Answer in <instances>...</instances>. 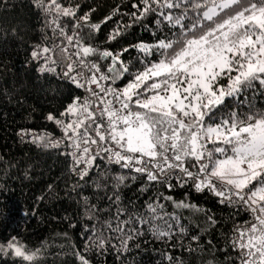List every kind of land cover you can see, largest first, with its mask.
<instances>
[{"label": "snow or ice", "instance_id": "snow-or-ice-1", "mask_svg": "<svg viewBox=\"0 0 264 264\" xmlns=\"http://www.w3.org/2000/svg\"><path fill=\"white\" fill-rule=\"evenodd\" d=\"M34 3L45 16H52L46 26L54 34L58 32L69 45L75 40L80 47V52L69 53L61 45L37 46L31 53L34 60L43 59L41 72H54L55 67L49 65L62 66L63 75L90 94L91 99L85 97L81 101L77 97L60 114L76 116L71 122L65 123L53 114L47 116L62 127L64 137L70 141L73 151L68 155L75 165L72 170L78 171L83 179L103 153L109 163L146 176L149 182L164 183L171 188L169 180L175 176L183 183L191 180L197 191L210 189L221 198V203L242 204L251 219L233 227L228 244L237 253L236 264H264V111L249 105L247 113L230 112L214 124L205 121V116L223 105L226 97L239 95L257 84L264 89V0H139L133 5L140 11L137 19L158 13L173 27L179 26V32L173 34L174 39L153 45L161 56L159 61L136 72L119 90L101 85L100 81L115 77L103 74L98 63L84 59L93 55L111 58L108 72H113L119 63L122 72L118 71L117 76H120L129 69L119 54L83 45L85 37L76 31L81 28L99 31L101 24L111 20L119 9L96 24L90 22V13L77 16L79 5L65 7L60 0H34ZM163 9L182 11L174 15ZM189 11L195 12V18L185 24ZM65 17L73 20L72 35L62 22ZM120 34L117 28L108 39L114 40ZM136 47L150 53L147 45ZM85 70L92 74L87 75ZM88 85H96L99 91ZM32 142L56 148L62 140L33 136ZM81 164L85 167L79 168ZM113 179L114 187H118L126 177L118 174ZM116 200L119 201V196ZM174 203L177 208H195L183 201ZM147 209V216L133 214L118 219L115 226L111 219L100 228L94 226V239L85 249L93 246L105 249L112 239L104 235L107 230L119 240V246L112 247L126 252L129 241L143 235L142 229L135 225H149V231L158 239L171 238L173 226L165 217L175 219L174 214L164 211V205L159 203H149ZM89 211L90 218L94 217L95 206ZM126 212L125 208H117V218ZM208 219L215 223L211 217ZM156 221H163L167 227ZM184 231L180 227V232ZM9 250L24 261H34L41 255V249L29 252L15 237L6 245L0 244V253L7 255ZM73 254L80 264H90L80 252ZM164 255L173 260L170 254ZM176 264L182 262L177 260Z\"/></svg>", "mask_w": 264, "mask_h": 264}, {"label": "trees", "instance_id": "trees-1", "mask_svg": "<svg viewBox=\"0 0 264 264\" xmlns=\"http://www.w3.org/2000/svg\"><path fill=\"white\" fill-rule=\"evenodd\" d=\"M60 2L65 7L79 5L77 16L90 13V22L96 24L119 9L111 20L101 24L99 31L86 28L82 35L85 46L122 53V61L129 71L117 76L122 66L116 64L111 77H115L112 82L117 89L125 87L136 72L159 61L161 56L153 45L160 40L174 39L173 34L179 32V26L173 27L158 13L137 19L140 11L133 5L139 0ZM163 11L179 15L182 10ZM188 17L183 23H191L195 12L189 11ZM64 20L71 30L73 20L66 17ZM46 21L47 16L35 6L34 0H0V244L6 245L15 237L29 252L41 249V255L34 261L15 257L10 250L7 255L0 253V264H80L74 252H80L90 264H176L177 260L182 264H208L209 261L236 264L237 253L228 240L235 225L251 219L242 204L221 203V198L211 190L197 191L191 180L183 183L175 176L169 180L171 188L164 183L149 182L146 176L109 163L103 155L81 179L72 172V161L62 148L46 149L19 138L18 133L23 129L56 131L55 122L47 116L63 117L60 114L67 106L85 94L67 77L38 70L31 56L32 46L52 42ZM117 28L121 34L109 40V34ZM140 44L149 46L150 53L140 51L136 47ZM86 58L104 67L112 64L111 59H101L98 55ZM59 69L62 72L64 67ZM249 105L264 111V89L258 84L239 95L226 97L223 105L205 116V121L214 124L230 112L247 113ZM118 174L126 179L114 187L113 178ZM181 201L195 208H177L174 202ZM149 203L163 204L164 211L174 214L175 219L165 217L173 226L171 238L158 239L149 231V225H135L142 229L143 235L129 241L126 252L112 247L119 246V240L107 230L104 235L112 239L105 249L95 246L85 249L94 239V226L100 228L109 219L115 226L118 219L124 220L133 214L147 216ZM91 206L96 209L92 218ZM117 208H125L127 212L117 218ZM156 223L167 227L163 221ZM180 227L185 229L183 233ZM165 253L173 260H167Z\"/></svg>", "mask_w": 264, "mask_h": 264}, {"label": "built area", "instance_id": "built-area-1", "mask_svg": "<svg viewBox=\"0 0 264 264\" xmlns=\"http://www.w3.org/2000/svg\"><path fill=\"white\" fill-rule=\"evenodd\" d=\"M54 15V14H53ZM48 18V21H50L52 19V16H47ZM62 22L65 24V27H66V31L69 35H72L73 34V29L69 30L67 28V25H66V22L64 20V18H62ZM50 30H51V33H52V42L50 44H45V43H37V44H34L32 46V49L34 50V48H36L37 46H47L49 48H52L54 45H61L62 47H67L68 48V51L69 53H77V52H80V47L76 45V42L75 40L73 41V43L71 45L68 44V42L64 39V37L60 36L59 33H53L52 31V28L50 27ZM86 28H81V29H76L77 32L80 33V35L82 36L85 32ZM82 43V42H81ZM109 51V50H108ZM115 54H119V58L120 60L122 61V53L120 51H115L113 52ZM81 56H83V54L81 53L80 54ZM80 57H76V56H73V59H79ZM85 60H87L89 63L91 62H96V61H91V60H88L86 57H84ZM108 59H111V58H107L106 60ZM36 63H37V68L38 70L40 69V67L44 64V61L43 59H40V60H35ZM99 64L100 68H101V72L103 74H106L108 75L109 77H111V72H108V67L109 66H101L99 62H96ZM50 67H55V71L54 72H50V71H45L44 73H48V74H51V75H54L56 77H62L64 76L63 73L65 71V69L60 72V69H59V66L57 65H49ZM40 71V70H39ZM86 74L87 75H91L92 73L90 72H87V70H85ZM72 75H75V73H72ZM100 74L97 73V76H99ZM68 78V77H67ZM70 79V78H68ZM72 80V79H70ZM73 81V80H72ZM83 82V81H81ZM101 85H103L104 87H112V88H115L113 86V82H112V79H109V80H105V81H100ZM87 87H91L93 89H95L96 91H99V89L96 87V85H88ZM82 88V87H81ZM84 91H85V94L84 96L82 97L81 101H83V99L85 97H90V94L88 93V91L86 90V88H82ZM117 89V88H115ZM101 95L103 96L104 94L101 93ZM108 99H111V97H107ZM99 102L97 101V104ZM95 107V106H93ZM102 107V105H101ZM77 117L76 116H72V115H66V116H63L59 119H62L65 121V123H68V122H71L72 120L76 119ZM55 126H56V131H52V130H32V129H23V130H20L19 133H18V136L21 140L25 141V142H32L33 140V136H45L46 138H50L52 140H62V143L60 144L59 148H62L63 152L68 155V153L72 152L73 149L72 147H70V141L68 139H66L64 137V132H63V129L61 126H58L56 123H55ZM23 134V135H22ZM45 142H47V139L45 140ZM33 143V142H32ZM36 145H38L37 143H34ZM40 147H43V148H46L44 147L42 144L39 145ZM95 147V146H93ZM58 148V147H56ZM46 149H54L53 147H47ZM103 155L104 157H106L105 154H101ZM72 161V169L75 167L74 165V162H73V159L70 155H68ZM85 167L83 164L79 165V168H83ZM92 166H90L91 168ZM130 170V169H129ZM132 171V170H130ZM193 171H195V169H193ZM72 172L79 176L78 174V171H73ZM134 172V171H132ZM135 173V172H134ZM210 190V189H209Z\"/></svg>", "mask_w": 264, "mask_h": 264}, {"label": "rangeland", "instance_id": "rangeland-1", "mask_svg": "<svg viewBox=\"0 0 264 264\" xmlns=\"http://www.w3.org/2000/svg\"><path fill=\"white\" fill-rule=\"evenodd\" d=\"M122 88H124V87H120L119 89H122ZM119 89H118V90H119Z\"/></svg>", "mask_w": 264, "mask_h": 264}]
</instances>
